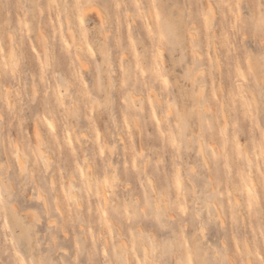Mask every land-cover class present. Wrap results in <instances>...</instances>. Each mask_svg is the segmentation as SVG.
Returning a JSON list of instances; mask_svg holds the SVG:
<instances>
[{"label": "clouds", "instance_id": "clouds-1", "mask_svg": "<svg viewBox=\"0 0 264 264\" xmlns=\"http://www.w3.org/2000/svg\"><path fill=\"white\" fill-rule=\"evenodd\" d=\"M0 264H264V0H0Z\"/></svg>", "mask_w": 264, "mask_h": 264}]
</instances>
